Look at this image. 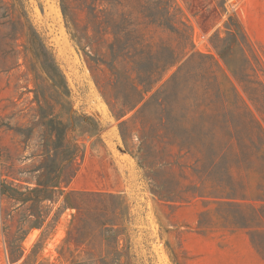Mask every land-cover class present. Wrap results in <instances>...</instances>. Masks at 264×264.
Instances as JSON below:
<instances>
[{"label": "rangeland", "instance_id": "1", "mask_svg": "<svg viewBox=\"0 0 264 264\" xmlns=\"http://www.w3.org/2000/svg\"><path fill=\"white\" fill-rule=\"evenodd\" d=\"M173 2L190 27L194 51L222 65L210 38L216 32L225 37L230 18L241 24L264 67V0ZM22 4L0 0V185L14 197L24 194L23 201L0 194V264L142 260L150 253L153 264H264L251 241L252 233L264 232V218L255 217L264 211V160L255 150L258 131L248 115L238 118L243 142L225 139L226 163L217 160L213 168L205 147L194 142L181 148L178 130L161 125L174 116L162 98L161 108L151 101L144 111L142 103L122 109L106 65L110 35L92 49L81 40V51L59 0ZM142 34L152 51L161 41L174 43L152 28H142ZM258 80L264 82V74ZM243 100L264 130V113L257 110L263 97ZM71 192L119 195L127 208L112 211L124 230L117 237L79 232L105 215L96 200ZM89 203L96 205L92 216L77 210ZM240 217L250 228L238 224ZM114 238L118 251L106 253Z\"/></svg>", "mask_w": 264, "mask_h": 264}, {"label": "trees", "instance_id": "2", "mask_svg": "<svg viewBox=\"0 0 264 264\" xmlns=\"http://www.w3.org/2000/svg\"><path fill=\"white\" fill-rule=\"evenodd\" d=\"M15 1L21 8L24 7L22 0ZM59 9L66 29L79 49L81 40L92 49L93 45L99 44L103 35H110L111 42L107 46L110 58L106 65L114 77L113 90L121 95L122 109L133 110L142 103L139 111H144L151 101L161 108L159 100L162 98L174 116L168 114L166 122L161 125L165 129L178 130L180 135H175V139L179 147L193 146L194 142L205 147L206 158L213 168L217 160L223 165L226 163L229 146L225 139L233 138L238 145L243 142L238 131V118L245 113L250 119L249 123L254 124L258 131L255 150L261 153L260 158L264 160V130L243 100V96L250 102L256 101L258 96L264 99V82L258 80L259 73L264 74V67L237 20L229 18L225 23V37L221 38L216 32L210 38V44L222 63L220 65L213 56L194 51L190 27L182 19L173 0H59ZM141 27L168 33L174 43L161 41L152 51L151 45L144 41ZM72 30L79 35L72 34ZM41 48L45 52L44 45ZM49 59L56 68L52 57ZM116 66H121L122 70L119 71ZM170 71L172 73L168 79L151 93ZM257 110L264 113V105ZM191 112L195 113L194 118L190 117ZM230 128L234 129V133ZM247 140L252 143L251 137ZM248 158L247 155L240 157L242 161ZM9 190L0 185L1 195ZM37 191L27 190V194ZM70 194L90 198L92 202L96 200L101 206V213L105 215L102 222L91 219L94 223L82 226L79 232L85 229L93 234L98 230L102 235L117 237L120 229L124 230L125 227L113 217L115 211H112L119 206L127 208L124 201L119 202V195L95 192ZM7 195L23 201L20 198L24 194L19 193L16 197ZM65 202L70 205L69 196ZM95 206L89 203L80 205L77 210L92 216ZM108 214L111 217H107ZM255 217L264 218V211ZM246 222L245 217H240L238 224L250 228ZM251 241L258 253L264 256V232L252 233ZM118 247L117 238H114L112 243L105 245V252L116 253ZM149 255L142 260L131 256L124 261L120 258L100 259L98 263L82 260L77 264H153V255Z\"/></svg>", "mask_w": 264, "mask_h": 264}]
</instances>
